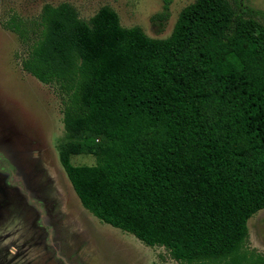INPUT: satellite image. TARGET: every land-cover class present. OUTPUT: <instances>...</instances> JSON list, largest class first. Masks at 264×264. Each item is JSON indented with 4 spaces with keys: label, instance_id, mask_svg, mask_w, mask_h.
<instances>
[{
    "label": "trees",
    "instance_id": "1",
    "mask_svg": "<svg viewBox=\"0 0 264 264\" xmlns=\"http://www.w3.org/2000/svg\"><path fill=\"white\" fill-rule=\"evenodd\" d=\"M161 1L153 25L171 16ZM3 26L27 47L23 71L62 101L60 161L85 209L176 262L242 264L264 210L263 11L195 0L166 39L110 6L86 21L46 4ZM83 154L96 164L71 163Z\"/></svg>",
    "mask_w": 264,
    "mask_h": 264
},
{
    "label": "rangeland",
    "instance_id": "2",
    "mask_svg": "<svg viewBox=\"0 0 264 264\" xmlns=\"http://www.w3.org/2000/svg\"><path fill=\"white\" fill-rule=\"evenodd\" d=\"M243 1L264 12V0ZM193 2L173 0L169 20L153 25L152 16L163 10L161 0H0V264H182L166 249L146 246L83 207L60 161V145L68 136L62 101L53 87L23 71L27 47L3 23L15 14L35 18L46 4L69 3L86 21L110 6L123 27L166 39ZM71 163L95 165L96 158L83 154ZM248 228L239 256L245 258L242 264H257L264 258V210Z\"/></svg>",
    "mask_w": 264,
    "mask_h": 264
}]
</instances>
